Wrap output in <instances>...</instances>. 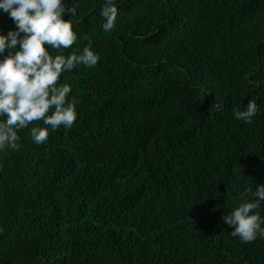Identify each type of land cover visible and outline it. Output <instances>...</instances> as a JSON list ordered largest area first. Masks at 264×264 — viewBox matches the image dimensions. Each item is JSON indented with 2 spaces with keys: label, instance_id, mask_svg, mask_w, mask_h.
Returning <instances> with one entry per match:
<instances>
[{
  "label": "trees",
  "instance_id": "16d2710c",
  "mask_svg": "<svg viewBox=\"0 0 264 264\" xmlns=\"http://www.w3.org/2000/svg\"><path fill=\"white\" fill-rule=\"evenodd\" d=\"M115 3L109 32L105 0L63 15L78 36L64 54L100 57L58 82L73 126L37 145L35 121L0 151V264H264V239L222 220L264 183V0ZM249 99L246 124L233 112Z\"/></svg>",
  "mask_w": 264,
  "mask_h": 264
},
{
  "label": "clouds",
  "instance_id": "9594fccd",
  "mask_svg": "<svg viewBox=\"0 0 264 264\" xmlns=\"http://www.w3.org/2000/svg\"><path fill=\"white\" fill-rule=\"evenodd\" d=\"M0 12L7 13L15 26L0 32V151L18 150L19 131L35 121L43 125L30 128V138L37 145L44 143L50 132L73 126L79 101L75 96L69 98L70 84L58 82L63 73L79 65L94 67L100 57L91 42L64 54L78 39L74 21L63 18L65 13L76 15L71 0H0ZM100 14L102 29L111 31L117 17L115 0H105ZM50 50L59 54L53 56ZM256 114L255 99L233 112L236 120L246 124L252 123ZM262 202L264 183L254 191L246 189L241 202L222 216L232 237L243 243L264 239V216L259 211Z\"/></svg>",
  "mask_w": 264,
  "mask_h": 264
}]
</instances>
